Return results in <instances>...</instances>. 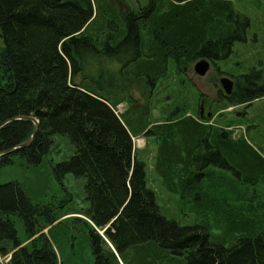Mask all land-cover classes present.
Instances as JSON below:
<instances>
[{
    "label": "trees",
    "instance_id": "1",
    "mask_svg": "<svg viewBox=\"0 0 264 264\" xmlns=\"http://www.w3.org/2000/svg\"><path fill=\"white\" fill-rule=\"evenodd\" d=\"M107 1L0 0V152L32 136L35 123L21 117L39 121L32 143L1 155L0 166L18 154L38 166L53 136L68 137L74 154L53 168L59 180L67 173L85 179L94 264H121L134 247L142 254L137 264H162L157 259L166 255L177 258L176 264H264V201L250 206L253 219L225 210L226 229L216 237L207 226H183L162 213L133 143L149 124L139 116L125 121L116 108L132 97L114 96L134 88L127 82L155 88L170 61L186 71L207 59L225 74L218 61L247 40L250 18L232 0H150L142 12L128 16ZM98 74L109 75L111 84L103 85ZM232 78L230 94L219 90L220 109L264 98L263 61ZM187 119L168 120L153 131L164 141L157 163L171 191L217 211L232 206L230 200L205 184L196 163L232 170L242 182L264 180V158L245 139L233 138L226 126ZM57 209L33 203L17 181L0 183V252L4 259L11 255L7 264H67L44 232L60 218ZM13 215L22 218L27 239L18 236Z\"/></svg>",
    "mask_w": 264,
    "mask_h": 264
},
{
    "label": "rangeland",
    "instance_id": "2",
    "mask_svg": "<svg viewBox=\"0 0 264 264\" xmlns=\"http://www.w3.org/2000/svg\"><path fill=\"white\" fill-rule=\"evenodd\" d=\"M136 1L144 3L147 0ZM136 1L127 0L134 7ZM232 3L237 12L250 18L251 25L247 31V40L236 42L230 56L218 61L219 67L225 74H220L212 64L206 75L199 76L194 71V64L188 66L186 71H179L175 61H170L167 74L159 79L155 88L138 82H127L126 86L134 87L132 90L126 93L118 92L117 96L116 91L114 93V96L120 100L126 96L132 97L117 106L116 111L119 116L125 121L129 120L127 116H139L149 124L147 137L142 134L133 136V143L137 158L146 163L147 186L155 192L162 213L183 226L196 224L207 226L214 237L225 232V210L229 211L232 208L234 209L232 212L237 215L242 211L247 218L255 215L250 206H258L259 200L264 201V180L256 185L252 182H242L232 170L212 164L200 167L196 163L195 172L204 175L205 184L219 188V191L223 192L221 194L228 198L232 205L228 208L220 207L217 211L207 210L167 187L157 163V156L164 141L153 131L156 126L168 120L188 121L187 118L191 116L202 122L213 123L215 127L226 126L233 138L245 139L249 146L264 158V98L255 100L247 106L230 107L226 111L220 109L221 77L232 78L248 73L252 68L257 67L260 61L264 62V0H232ZM133 6L132 8L135 9ZM112 64L117 66L119 61H114ZM86 73L94 72L86 70ZM96 79L103 85L111 84L109 75L101 77L98 74ZM81 80V76L76 78L77 82ZM143 85L145 89L142 88ZM222 90L224 91L223 88ZM141 91L146 92L145 95ZM201 102L206 104L204 114L212 113L209 118L211 120L200 118ZM174 130L178 132L179 127H174ZM167 139V144H170L171 139ZM74 151L68 137L55 135L52 147L40 165L31 166L18 154L12 157L13 160L9 165L0 166V183L17 181L25 187L33 203L57 207L60 218L54 226L44 229V232L51 236L59 257L67 264H94L92 244L87 237L89 226L92 224L84 215L88 206L84 195L85 179L67 173L62 180H59L53 168L58 162L68 160ZM246 175L244 173V176ZM12 218L20 239H27L22 218L18 215H13ZM97 230L100 234H104L102 230ZM141 255L140 250L134 247L123 256V259L125 264H137ZM10 258L11 255L4 260L8 262ZM159 258L157 259L159 261L163 259L162 264H176L175 261L178 260L176 258L172 261V255ZM124 262L120 260L121 264Z\"/></svg>",
    "mask_w": 264,
    "mask_h": 264
},
{
    "label": "water",
    "instance_id": "3",
    "mask_svg": "<svg viewBox=\"0 0 264 264\" xmlns=\"http://www.w3.org/2000/svg\"><path fill=\"white\" fill-rule=\"evenodd\" d=\"M210 67H211V62L210 61H208L207 59H201L195 64L194 70H195L196 74H198L199 76H204V75L207 74V72L209 71ZM221 84H222V87H223L224 91L227 94L232 92L233 87H234V81L231 78L222 77L221 78ZM204 111H205V107H204L203 102H201V105H200V118L201 119H209L212 116V113L209 112L207 115H205ZM20 119H25V120L32 121V122L35 123V129H34V132H33L32 136L25 143H22L21 145H19L17 147H14V148H11V149H8L6 151L0 152V156L3 155V154H10V153L18 152L19 150H21V149H23L25 147H28L32 143L36 133L38 132V130H39V121L35 117L25 116V117H21ZM3 125H4V123L0 124V127H2ZM0 258L2 259L1 252H0ZM2 264H7V262L4 259H2Z\"/></svg>",
    "mask_w": 264,
    "mask_h": 264
},
{
    "label": "flooded vegetation",
    "instance_id": "4",
    "mask_svg": "<svg viewBox=\"0 0 264 264\" xmlns=\"http://www.w3.org/2000/svg\"><path fill=\"white\" fill-rule=\"evenodd\" d=\"M136 1V0H135ZM150 0H147L146 2L142 3L140 2H135L136 6L134 7L133 4H130L127 2V0H108L107 3L115 8L118 13L120 15H124V16H128L130 14H136V13H140L142 12L149 4ZM132 6L135 8L133 9ZM205 108H206V104H204ZM148 127L146 130L142 131V133H140L139 135L141 136V134L143 136H146L148 133ZM147 132V133H146ZM147 137V136H146Z\"/></svg>",
    "mask_w": 264,
    "mask_h": 264
},
{
    "label": "bare ground",
    "instance_id": "5",
    "mask_svg": "<svg viewBox=\"0 0 264 264\" xmlns=\"http://www.w3.org/2000/svg\"><path fill=\"white\" fill-rule=\"evenodd\" d=\"M225 94H227L226 92H225ZM133 139H134V137H133ZM135 149V148H134ZM2 256V255H1ZM2 259H4V257H2ZM2 259L0 258V262H1V264H2Z\"/></svg>",
    "mask_w": 264,
    "mask_h": 264
}]
</instances>
